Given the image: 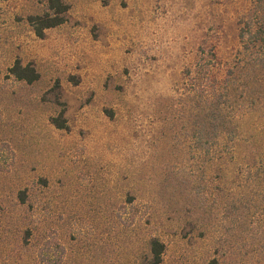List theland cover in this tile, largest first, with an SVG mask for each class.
<instances>
[{
	"label": "rangeland",
	"instance_id": "374dc122",
	"mask_svg": "<svg viewBox=\"0 0 264 264\" xmlns=\"http://www.w3.org/2000/svg\"><path fill=\"white\" fill-rule=\"evenodd\" d=\"M64 1L40 38L27 18L47 0H0V264H144L152 237L161 264H264L252 0ZM16 60L39 78H13ZM219 93L231 139L207 135Z\"/></svg>",
	"mask_w": 264,
	"mask_h": 264
},
{
	"label": "trees",
	"instance_id": "16d2710c",
	"mask_svg": "<svg viewBox=\"0 0 264 264\" xmlns=\"http://www.w3.org/2000/svg\"><path fill=\"white\" fill-rule=\"evenodd\" d=\"M68 10L69 4L64 0H47L46 9L42 13L29 15L27 20L35 35L41 38L44 36L46 29L59 26L66 21ZM238 38L240 42L244 43L245 55L250 56L251 61L255 65L264 66V0H252L249 12L244 16V20L240 21ZM209 69L207 65L200 64L198 67L201 77L200 84L203 85L201 88L202 93L206 92L204 83L211 81V78L206 76ZM8 71L13 78L23 80L26 83H32L39 78V72L32 64H22L18 60L12 64ZM231 73H233L232 70L230 71ZM212 80L216 82L215 78H212ZM221 96V93L217 94L211 102L212 105H210L208 117L213 124L207 135L211 136L212 134L215 138L222 134L231 139L234 129L226 128L224 130L222 128L224 125L229 124L230 114H225L222 111ZM50 121L57 128L63 129L68 127L63 108L57 116L51 117ZM208 127L209 125L203 119L198 133L200 135V143L204 144ZM164 249V243L159 238L152 237L149 240V256L146 258L144 264H161Z\"/></svg>",
	"mask_w": 264,
	"mask_h": 264
}]
</instances>
